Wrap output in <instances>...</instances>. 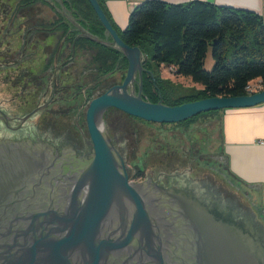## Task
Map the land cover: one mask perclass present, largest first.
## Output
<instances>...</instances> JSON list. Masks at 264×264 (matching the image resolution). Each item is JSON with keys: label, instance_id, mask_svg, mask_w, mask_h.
<instances>
[{"label": "water", "instance_id": "water-1", "mask_svg": "<svg viewBox=\"0 0 264 264\" xmlns=\"http://www.w3.org/2000/svg\"><path fill=\"white\" fill-rule=\"evenodd\" d=\"M87 2L110 41L82 37L118 51L127 62L125 75L87 105L89 143L79 129L86 160L52 156L43 141L0 140V264H264V225L242 198L208 176L228 202L213 201L212 209L202 193L163 187L147 198L142 185L129 180L126 158L104 123L110 109L149 123H182L262 105L264 89L177 106L151 103L142 96V76L151 73L147 56L123 43L98 0ZM51 100L18 118L17 128ZM9 120L0 109V121L9 127ZM36 121L26 128L35 130Z\"/></svg>", "mask_w": 264, "mask_h": 264}, {"label": "trees", "instance_id": "trees-1", "mask_svg": "<svg viewBox=\"0 0 264 264\" xmlns=\"http://www.w3.org/2000/svg\"><path fill=\"white\" fill-rule=\"evenodd\" d=\"M98 2L110 21L101 0ZM37 3L44 4V0H19L17 9ZM59 3L71 14L79 29L103 39L104 29L87 0H59ZM56 29L68 43H73L75 54L80 50L95 51L91 62L100 75L125 73L127 62L115 49L86 38H76L77 31L60 15ZM118 35L123 43L138 47L148 58L145 69L151 73L142 76V96L151 103L161 99L165 105L177 106L206 98L240 97L248 94L249 84L261 80L264 85V22L255 13L201 1L173 5L150 0L129 14L126 28ZM208 50L213 60L209 72L204 70ZM161 66L173 68L176 76L189 78L200 89H186L177 95L175 87L160 78ZM123 78L124 74L121 81ZM24 107L22 111L28 112L35 106ZM219 112L203 113L179 125L188 126L199 118L214 117ZM63 128L70 129V126Z\"/></svg>", "mask_w": 264, "mask_h": 264}, {"label": "rangeland", "instance_id": "rangeland-1", "mask_svg": "<svg viewBox=\"0 0 264 264\" xmlns=\"http://www.w3.org/2000/svg\"><path fill=\"white\" fill-rule=\"evenodd\" d=\"M18 1L0 0V19L7 17V14L10 18H14V15L18 13ZM45 1L49 6H55V2H59V0ZM36 7L38 8L35 11L37 16L50 20L55 19V17L58 19V16L50 7L43 5H37ZM57 11L66 20L73 22L69 12L60 8H57ZM6 30V27L0 26V37H3ZM57 35L60 37V30H57ZM60 39H58V42ZM12 40L14 39L11 36L10 42ZM65 46L70 49V43L66 42ZM66 47L65 50H67ZM19 50L22 49H18L12 44L9 50L10 55L3 58V62H11L17 59ZM94 54V50L78 51L68 67L59 73L56 101L50 106L47 114V117L57 121L60 129L65 125H69L75 138L80 140L84 138L88 143L89 138L84 122V113L88 103L113 85L120 84L122 75H125L124 71L115 72L111 76L100 75L91 62ZM33 55L31 50L20 54V56H28L26 58L28 62ZM212 67L213 60L210 50H208L204 60V70L209 72ZM4 71H0V92L2 93H0V97L17 102L25 100L23 107H28V109L35 106V102H38L46 94L52 76V71L42 74L45 79V82H43L41 81V73H38L39 70L34 68H16L13 71L4 69ZM158 74L162 80L168 81L175 87L177 95L184 93L186 89H200L189 78L175 77L169 71V68L165 66L159 68ZM252 85L253 88H256L254 84ZM36 90H39V92L36 93ZM24 112L20 110L21 114ZM104 123L111 137L115 136L117 140L121 141L123 139L126 142L127 163L131 167L133 179L137 168L142 169L156 163L168 161L186 163L194 169L198 176L206 175L215 178L221 186L242 198L253 211L254 218L264 225V215L261 214L262 217H260L261 211H259L258 204L254 205L251 199L238 190L239 185L234 184L227 176V172L221 163L222 159L219 158L221 144L214 117H202L188 126H180L181 123L157 124L142 122L129 118L119 111L110 110L104 116Z\"/></svg>", "mask_w": 264, "mask_h": 264}, {"label": "crops", "instance_id": "crops-1", "mask_svg": "<svg viewBox=\"0 0 264 264\" xmlns=\"http://www.w3.org/2000/svg\"><path fill=\"white\" fill-rule=\"evenodd\" d=\"M146 1L150 0H101L109 15L110 22L117 32L126 28L129 14ZM158 1L173 5L201 1L215 6L255 13L264 22V0ZM37 5L48 6L56 12H58L57 8L62 9L59 2H55V6H49L45 0L44 4L37 3L29 8H18V13L14 15V18H10L7 14V17L0 19V26L7 28L3 37H0V42H2V49L7 45L11 47L10 39L12 36L13 45L16 48L31 50L34 54L33 57L29 59V62L25 61L19 64L18 68H34L39 70L38 73H41L49 57L53 61L55 60V64H58L63 58L70 56L72 52L71 46L70 49L65 46L66 38L57 35L55 26L58 19L55 17V19L50 20L37 16L35 13L38 9ZM68 22L72 29L77 31L76 38L88 35L99 41H110L105 33L103 39H99L90 36L87 31L79 29L74 20ZM59 38L61 39L58 42ZM13 70L16 68H12ZM0 71L5 72L3 68ZM172 73L176 77L174 69ZM214 119L220 136L219 158L222 159L221 163L227 172V176L234 184L239 185L238 190L251 199L254 205L258 204L259 211H261L260 217H262L261 214L264 215V104L252 108L220 111L214 116Z\"/></svg>", "mask_w": 264, "mask_h": 264}, {"label": "flooded vegetation", "instance_id": "flooded-vegetation-1", "mask_svg": "<svg viewBox=\"0 0 264 264\" xmlns=\"http://www.w3.org/2000/svg\"><path fill=\"white\" fill-rule=\"evenodd\" d=\"M51 10L54 11L56 16L60 15L54 9ZM13 42L14 41L12 40V42H10V45L14 44ZM70 46L72 53L70 54V56L66 57V59H62L60 63L55 64V60L53 61L51 57H49L46 61V66L41 72V81L45 82L44 75L42 74H46L47 72L52 71V76L48 83L49 92L41 100L35 102V107L30 111L21 114L20 110L23 109V102H17L6 98L3 99V97H0V109L4 111V113L10 118L8 122L9 127L4 125L3 122L0 121V140L5 139L13 141H29L32 144H37L38 142L43 141L52 146V156H64L70 163L76 162V159H87V146L84 144L83 140L75 138L69 128L60 129V126L58 125L56 120L47 117L50 106L56 101L55 97L57 93V83L59 81V73L63 69L65 70L68 67V64H70L75 58L73 43L70 44ZM9 50L10 47H8V45L4 49H2V42H0V69L3 68L6 70H12V68H18V65L24 63L27 60L26 58H28V56H20L21 53L24 54V52L27 50H19L17 52V59L11 62L7 61L5 63L3 62V58L10 55ZM55 73V80L53 82L52 79ZM53 91L54 96L51 100ZM49 100H51L49 105L42 112L33 117L37 118V129H35L36 131L31 128H26L27 122L33 118L22 124L20 128H17L18 118L24 116L27 113H30ZM112 139L114 144L123 152L127 162L126 142L123 139L121 141L117 140L115 136H112ZM71 149L74 151V154L70 153V151H72ZM127 169L129 173V180L135 184L142 185V192L146 195L147 198H150L151 195L157 192V187H163L164 189L168 190H186L187 192L195 196H198L202 193V197L200 199L204 204L211 206L212 209L213 201L216 202L215 204H220L219 202H221V200L224 203L228 202V198L225 199L224 197H222V195L226 196L225 190L223 188H216L213 190V183L211 182V180L208 179L206 175H203V177H199L194 169L186 163L168 161L156 163L150 167H144L142 169L137 168L134 179L132 178L133 176L131 174V167L128 165V163ZM220 193L221 195H219Z\"/></svg>", "mask_w": 264, "mask_h": 264}, {"label": "built area", "instance_id": "built-area-1", "mask_svg": "<svg viewBox=\"0 0 264 264\" xmlns=\"http://www.w3.org/2000/svg\"><path fill=\"white\" fill-rule=\"evenodd\" d=\"M169 71L172 72V71H173V68H169ZM252 84H254V86H255L256 88H253V87H252V86H253ZM262 89H264V85H263V83H262L261 80H257V81H255V82L249 84V85L246 87V91H247L248 94L258 92V91H260V90H262ZM248 94H247V95H248Z\"/></svg>", "mask_w": 264, "mask_h": 264}]
</instances>
